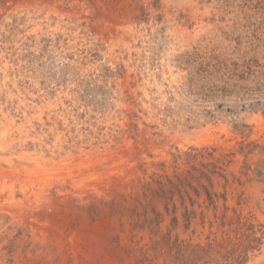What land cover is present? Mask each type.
<instances>
[{
    "label": "rangeland",
    "instance_id": "374dc122",
    "mask_svg": "<svg viewBox=\"0 0 264 264\" xmlns=\"http://www.w3.org/2000/svg\"><path fill=\"white\" fill-rule=\"evenodd\" d=\"M192 251L264 264V0H0V264Z\"/></svg>",
    "mask_w": 264,
    "mask_h": 264
},
{
    "label": "trees",
    "instance_id": "16d2710c",
    "mask_svg": "<svg viewBox=\"0 0 264 264\" xmlns=\"http://www.w3.org/2000/svg\"><path fill=\"white\" fill-rule=\"evenodd\" d=\"M192 254L194 256V262H193V264H197V261L200 259L199 256H201L203 254H201V255L198 256V252H196V251H192ZM184 259H186V258H179V263L180 264H182V263L185 264V263L188 262V260H184Z\"/></svg>",
    "mask_w": 264,
    "mask_h": 264
}]
</instances>
